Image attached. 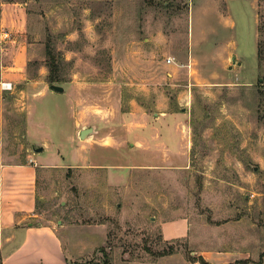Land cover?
Returning a JSON list of instances; mask_svg holds the SVG:
<instances>
[{"label": "rangeland", "instance_id": "rangeland-1", "mask_svg": "<svg viewBox=\"0 0 264 264\" xmlns=\"http://www.w3.org/2000/svg\"><path fill=\"white\" fill-rule=\"evenodd\" d=\"M13 63L2 161L65 164L38 168L34 223L102 222L108 257L142 259L188 255L151 218L190 215L264 264V0H0V74Z\"/></svg>", "mask_w": 264, "mask_h": 264}, {"label": "crops", "instance_id": "crops-1", "mask_svg": "<svg viewBox=\"0 0 264 264\" xmlns=\"http://www.w3.org/2000/svg\"><path fill=\"white\" fill-rule=\"evenodd\" d=\"M0 74V263L1 264H81L85 258L97 254V250L103 247L108 238L107 230L102 222L97 223H60L56 227L50 223H34L40 216L36 208L37 200V170L44 167L64 168L65 164H51L39 162L33 155L29 160L35 165L28 163H13L2 161L1 133L3 130V104L5 90L1 88L2 82L18 80L22 74L13 70L20 69L16 64L4 67ZM58 92V91H56ZM83 129V128H81ZM80 130V129H79ZM80 132V131H79ZM42 152L46 144L41 143ZM113 148V147H104ZM35 151V153H39ZM39 164V165H38ZM39 166V167H38ZM78 166H93L95 168H108L100 162L87 165L81 162ZM135 198L138 196L133 195ZM141 197V196H140ZM175 218H151L156 227L157 244L160 248L167 244H173L179 240L189 249L188 255L180 249V244L175 245L173 250L162 252L156 258H134L132 255H122L110 251L112 264H201L197 257L203 258L207 264H251L247 261L245 252H233L222 247V240L214 238L207 230V223L200 218L188 215V217ZM75 225V226H74ZM65 226L92 227L99 230L98 241L85 244L83 241L75 244L69 237L65 239L60 231ZM210 227V226H209ZM177 246L180 250H177ZM109 250L111 247H107ZM113 248V247H112ZM101 253V252H100ZM102 255V253H101Z\"/></svg>", "mask_w": 264, "mask_h": 264}, {"label": "trees", "instance_id": "trees-1", "mask_svg": "<svg viewBox=\"0 0 264 264\" xmlns=\"http://www.w3.org/2000/svg\"><path fill=\"white\" fill-rule=\"evenodd\" d=\"M47 55H48L47 66H48L49 76H50L49 81L50 82L60 81L56 75L57 61H56L55 55L49 49V47L47 48ZM100 252L102 253L101 264H112L111 258L108 257L107 254L103 252L102 247L100 248ZM195 260H198L201 264H207V262L203 258H201L200 256L197 257V259H195ZM237 262H241V261H235L234 263H228V264H238ZM94 264H99V263H94Z\"/></svg>", "mask_w": 264, "mask_h": 264}, {"label": "water", "instance_id": "water-1", "mask_svg": "<svg viewBox=\"0 0 264 264\" xmlns=\"http://www.w3.org/2000/svg\"><path fill=\"white\" fill-rule=\"evenodd\" d=\"M50 88L53 89L54 91H58L61 92L63 90V88L60 85H56V84H51ZM93 131V128L89 127V128H83L80 130L79 132V137H84L87 133H90ZM35 151L39 152L42 150L41 146L35 147L34 148Z\"/></svg>", "mask_w": 264, "mask_h": 264}, {"label": "built area", "instance_id": "built-area-1", "mask_svg": "<svg viewBox=\"0 0 264 264\" xmlns=\"http://www.w3.org/2000/svg\"><path fill=\"white\" fill-rule=\"evenodd\" d=\"M1 88L3 90H7V89L11 88V84L9 82H2L1 83Z\"/></svg>", "mask_w": 264, "mask_h": 264}]
</instances>
